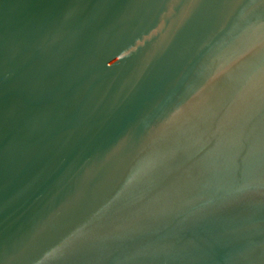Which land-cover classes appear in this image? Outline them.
Wrapping results in <instances>:
<instances>
[{"label": "water", "instance_id": "95a60500", "mask_svg": "<svg viewBox=\"0 0 264 264\" xmlns=\"http://www.w3.org/2000/svg\"><path fill=\"white\" fill-rule=\"evenodd\" d=\"M0 264H264V0H0Z\"/></svg>", "mask_w": 264, "mask_h": 264}]
</instances>
